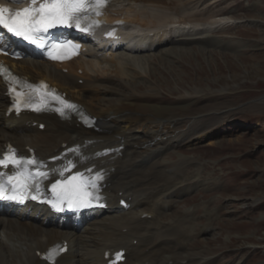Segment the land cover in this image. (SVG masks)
<instances>
[{
    "label": "bare ground",
    "instance_id": "obj_1",
    "mask_svg": "<svg viewBox=\"0 0 264 264\" xmlns=\"http://www.w3.org/2000/svg\"><path fill=\"white\" fill-rule=\"evenodd\" d=\"M199 1L111 0L106 10V21L112 25L122 18L129 27H146V33L150 34L136 39L134 47L130 49L131 53L151 52L168 45L172 53L167 56L175 53L177 57H182L190 52L185 50L188 47L183 46L184 44L205 42L208 40L206 34L221 30L219 27L215 30L203 28L202 25L208 20L203 17L186 19L193 7L205 2ZM174 18L185 24L196 21L203 30L198 26L177 27L175 22L178 20L170 22L173 24L171 26L161 23ZM152 21L154 24H151ZM190 29L195 31L196 37L189 33ZM122 36L123 39L133 37L131 30L122 32ZM125 43L133 44L123 41L113 45L119 48ZM108 44L109 42L106 43ZM88 52L91 53L90 60L82 61L81 55L79 59L62 66L30 60L16 61L12 66L19 74L32 81H48L61 93H65L67 99L83 106L98 131L85 129L74 118L63 120L55 114H27L20 117L7 115L8 98L0 81V150L10 143L26 153L27 148H34L40 156L47 158L54 156L64 145L78 144L82 160H87L85 164L104 170V184H107L104 192L109 206L116 207L115 214L102 215L80 232L46 226L47 214L40 218L36 212H30L25 218L20 212L16 216L0 215V264H48L41 258L42 252L64 241H68L70 250L58 259L57 264H104V254L108 249H125L127 259L124 264H207L205 258L202 259L200 254H193L188 248L187 224L195 211L186 212L178 223L161 222L164 210L173 209L170 203L173 198H179L190 189L205 186L206 183L185 177V172L181 171L184 162L177 163L170 169L164 168L160 162L161 157L169 150L191 140L189 138L192 134H188L185 129L188 123L195 125L193 120L199 119L197 116L207 108L203 111L197 103L184 97L176 102L160 103L163 99L157 87L150 86L149 92H143L147 88L139 81L128 80L126 83L130 93H121L116 78L129 76L127 65L137 62V59L116 57L115 51L103 58L89 49ZM103 62L115 67L113 73L116 78L99 75L96 69ZM159 62L170 63L167 59ZM155 66H149V79H154L151 70ZM60 67L68 69L69 75L63 74ZM80 69L83 70L82 75H70ZM88 70L93 71L94 75H87ZM107 81L114 84L105 85L104 82ZM41 123L45 124L44 130L39 128ZM202 128L203 126L199 127ZM119 147L121 149L118 151ZM103 149H114L115 153L95 158V154ZM218 183L217 179L211 180L201 195L206 198V192L211 189L220 193L223 188L220 185L216 187ZM122 199L132 204L127 212L119 206ZM192 199L185 200L184 203ZM212 202L205 204L206 207H212ZM217 202L214 200L213 208L219 209ZM144 215L153 220L144 218ZM208 231L209 228H206L202 234ZM149 235L151 237L145 240Z\"/></svg>",
    "mask_w": 264,
    "mask_h": 264
},
{
    "label": "rangeland",
    "instance_id": "obj_2",
    "mask_svg": "<svg viewBox=\"0 0 264 264\" xmlns=\"http://www.w3.org/2000/svg\"><path fill=\"white\" fill-rule=\"evenodd\" d=\"M202 1L205 2L193 7L185 18L203 17L208 19L203 28L221 30L206 34L205 42L184 44L188 47L185 50H190L188 54L167 56L172 53L168 45L143 53L121 50L119 56L118 49L116 57L137 59L127 65L129 76L116 78L115 67L104 66V63L102 69L98 66L96 70L102 77L116 78L121 93H130L128 80L139 81L147 88L143 92L150 86L157 87L163 99L160 103H172L184 97L197 103L203 111L208 109L193 120L195 125L188 123L185 130L192 134L191 140L169 150L160 162L166 169L184 162L181 171L185 172V177L205 183L217 179L216 187L220 185L223 190L216 193L211 189L204 198L201 193L206 186L193 188L175 198L177 205L173 198L170 202L173 209H169V214L163 213L161 222L178 223L186 212L195 211L187 224L190 252L200 254L207 264H264V0L199 2ZM173 21L180 25L176 18L161 23L171 26ZM193 23L192 26L202 28L196 21ZM189 33L197 36L193 30ZM85 58L82 61L91 57ZM161 59L170 63H161ZM149 66H155L151 70L153 80L147 77ZM75 72L78 70L70 75H76ZM62 73L69 75L68 69ZM87 73L94 75L93 71ZM111 97L114 96H107ZM189 199L192 200L184 203ZM214 200L218 201L219 209L213 208ZM209 201H213V206L207 208ZM192 227H196L195 230ZM206 228L209 231L202 234Z\"/></svg>",
    "mask_w": 264,
    "mask_h": 264
},
{
    "label": "snow or ice",
    "instance_id": "obj_3",
    "mask_svg": "<svg viewBox=\"0 0 264 264\" xmlns=\"http://www.w3.org/2000/svg\"><path fill=\"white\" fill-rule=\"evenodd\" d=\"M106 2L107 0H31L30 6L22 9L0 6V26L15 37L44 49L51 59H62L64 55L61 53L65 55L69 54V51L74 53L79 46L71 40H59L58 36L50 30L75 27L87 32L92 26L99 24V21L91 19L90 14L99 16ZM82 24L85 26L82 27ZM0 53L7 54L2 40H0ZM0 71H7L2 63H0ZM16 79L13 78L14 81ZM13 92L17 96L16 104L19 106L21 94L16 92L15 88ZM55 99L61 105L65 104L59 97ZM24 102L33 110L41 111L45 106L44 94H41L37 101ZM67 107L75 106L67 105ZM56 110L64 115L62 108ZM9 165L16 171L6 177L0 173V200L23 202L29 196L33 200L39 199L41 181L48 178V173L41 171V168L45 167L44 162L35 157H18L15 150L9 148L6 153L0 155V167L7 168ZM65 170L67 168L61 170L59 174L63 175ZM95 179L102 180L103 176L97 173ZM95 179L85 178L83 173H77L65 180L57 179L51 185L53 198L47 202L58 211L63 210L62 206L65 202L69 209L88 208L93 201L100 199L98 195L93 194L99 191ZM33 192L36 194L32 195Z\"/></svg>",
    "mask_w": 264,
    "mask_h": 264
}]
</instances>
